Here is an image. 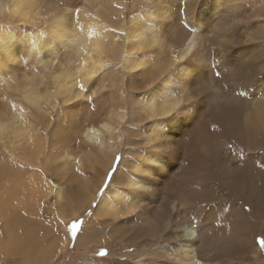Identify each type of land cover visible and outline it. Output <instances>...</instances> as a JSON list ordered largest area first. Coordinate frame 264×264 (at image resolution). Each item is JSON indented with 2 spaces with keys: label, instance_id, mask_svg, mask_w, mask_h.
Listing matches in <instances>:
<instances>
[{
  "label": "bare ground",
  "instance_id": "obj_1",
  "mask_svg": "<svg viewBox=\"0 0 264 264\" xmlns=\"http://www.w3.org/2000/svg\"><path fill=\"white\" fill-rule=\"evenodd\" d=\"M64 1L51 11L58 2L0 0V225L9 232L7 249L29 255L37 246L46 201L54 193L63 205L69 188L50 183L49 172L72 164L89 172L106 167L94 184L102 198L92 219L138 215L143 240L160 241L156 250L174 261L258 256L264 0ZM232 196L251 211L230 203ZM198 203L202 216L194 217Z\"/></svg>",
  "mask_w": 264,
  "mask_h": 264
},
{
  "label": "rangeland",
  "instance_id": "obj_2",
  "mask_svg": "<svg viewBox=\"0 0 264 264\" xmlns=\"http://www.w3.org/2000/svg\"><path fill=\"white\" fill-rule=\"evenodd\" d=\"M48 1L52 4L58 2L56 7L50 6L51 11H53V8L54 10H62L66 6V3L70 2H63V0H57L56 2H54L55 0ZM131 15L132 14L128 15V20ZM113 102L116 103L117 99L115 98ZM108 103L109 101L106 102L105 108L108 107ZM131 125L135 126L133 124ZM123 154L124 150H120V152L116 153L114 163L109 167L106 173V185L111 182L113 176L116 174ZM97 157V152L96 154L94 152V155L91 156L93 159H97ZM225 159H230L229 161L234 160L231 154H228V156L225 155ZM97 164H100V162ZM69 166L70 168L67 172H49L50 175L48 179L50 183L54 185H56L55 182L60 183L65 189L67 186L69 187L65 191L67 198L61 200L60 202H62L63 205H60L57 204L58 202L56 201L54 193L50 194V199L46 201V207L48 208H46L47 213L43 215L41 219L43 226L41 225L42 227L40 229V240L37 246L29 251V255H26L25 252L19 253L7 249L9 232L5 230L4 224L1 223L0 264H188V261L184 260L174 261L170 259L168 254L166 255L162 253L161 250H156L157 246L160 245V241L153 240L152 243L148 242L149 240H143V222L136 214L130 215L123 212L122 215L120 214L118 216L119 219H113L111 215H108L107 218L103 219L101 222L98 221V219L103 217V215L99 217L96 215L95 218L92 219L93 208L102 198L101 188L99 190L94 188V184L96 181L99 183L103 173L106 172V167L99 166L97 172H89L90 169L86 171L85 167L78 165L74 166L72 164ZM42 174V172H38L37 176L41 177ZM84 184H86V186H84ZM93 189L96 191L98 190V192L95 195L91 193L90 196V192L94 191ZM92 194L95 197H92ZM86 198L87 201H92L90 206L88 208L85 207L86 210L84 213L83 210L77 211L79 207L77 205ZM230 203L238 204L251 211L248 202L237 200L234 196L230 198ZM207 206V204H204V208ZM220 206L223 209L228 208L226 204H220ZM200 209L201 205L198 203L196 205L197 212L193 215L194 217L202 216L199 213ZM61 216L66 218V223L63 221L65 226L61 223ZM90 217L91 220L89 219ZM0 221L2 222V220ZM201 221H197V223H201ZM203 221V223L210 224L206 215H204ZM77 222L79 223L76 229L72 228V225ZM85 224H87V228L83 230ZM257 233L255 242L258 247H255L257 250L260 248L257 253L258 256H241L244 262L239 259L231 261L229 264H264V216L260 220H257ZM60 239L63 241L61 246L58 243ZM176 247L178 248L179 258H183L179 250L181 244L178 243ZM145 248L150 250L145 251Z\"/></svg>",
  "mask_w": 264,
  "mask_h": 264
},
{
  "label": "snow or ice",
  "instance_id": "obj_3",
  "mask_svg": "<svg viewBox=\"0 0 264 264\" xmlns=\"http://www.w3.org/2000/svg\"><path fill=\"white\" fill-rule=\"evenodd\" d=\"M78 223H79V222L74 223V224L72 225V228H75V229H76Z\"/></svg>",
  "mask_w": 264,
  "mask_h": 264
}]
</instances>
